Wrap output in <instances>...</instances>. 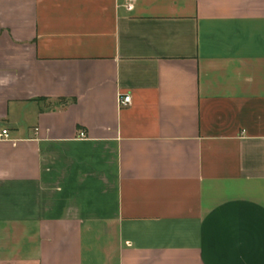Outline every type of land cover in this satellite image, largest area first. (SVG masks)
Listing matches in <instances>:
<instances>
[{
  "label": "crops",
  "instance_id": "obj_1",
  "mask_svg": "<svg viewBox=\"0 0 264 264\" xmlns=\"http://www.w3.org/2000/svg\"><path fill=\"white\" fill-rule=\"evenodd\" d=\"M3 128L0 264H264V0H0Z\"/></svg>",
  "mask_w": 264,
  "mask_h": 264
},
{
  "label": "built area",
  "instance_id": "obj_2",
  "mask_svg": "<svg viewBox=\"0 0 264 264\" xmlns=\"http://www.w3.org/2000/svg\"><path fill=\"white\" fill-rule=\"evenodd\" d=\"M119 102L121 105H124V106L129 105L131 103V96L128 94L120 95ZM9 136H10V133L7 128H3L0 130V139H7L9 138ZM80 136L84 137L85 133L81 132Z\"/></svg>",
  "mask_w": 264,
  "mask_h": 264
}]
</instances>
